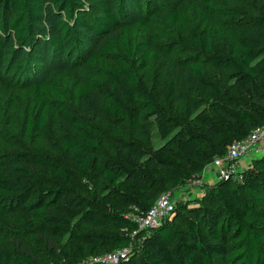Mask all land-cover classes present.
Wrapping results in <instances>:
<instances>
[{
	"label": "trees",
	"instance_id": "16d2710c",
	"mask_svg": "<svg viewBox=\"0 0 264 264\" xmlns=\"http://www.w3.org/2000/svg\"><path fill=\"white\" fill-rule=\"evenodd\" d=\"M45 1L59 15L48 40L55 49L75 32L105 37L119 25L106 2ZM200 1L201 25L172 10L167 20L177 33L169 34L167 43L146 37L134 44L123 30L102 45L105 58L88 59L86 75L74 77L71 88L41 75L27 78L32 111L25 134L40 133L52 143L51 151L24 145L9 156L0 152V199L23 207V231L41 247L45 264H81L129 246L137 228L132 215L147 213L169 190L200 179L231 145L264 128V15L246 24H217L210 2ZM42 2L0 0V60L12 42L35 56V45L42 44L36 37ZM92 9L104 16L93 17ZM175 50L197 54L216 74L193 62L177 80L169 73L162 89L148 91L138 71ZM231 81L245 97L228 85ZM173 103L184 104L183 119L170 114ZM106 116L114 121L103 124ZM51 117L61 121L55 142ZM151 119L165 141L158 149L149 131L139 130ZM121 123L139 130L137 137L126 139ZM104 142L112 153L102 159ZM5 217L1 209L0 222ZM186 217L180 228L176 222ZM142 236L122 264H264V150L241 169L240 179L219 180L210 199L194 207L181 204L174 221ZM0 264L44 263L12 237L0 242Z\"/></svg>",
	"mask_w": 264,
	"mask_h": 264
},
{
	"label": "rangeland",
	"instance_id": "374dc122",
	"mask_svg": "<svg viewBox=\"0 0 264 264\" xmlns=\"http://www.w3.org/2000/svg\"><path fill=\"white\" fill-rule=\"evenodd\" d=\"M108 3L115 14L119 25L105 37L96 36L86 30L78 34L75 32L71 40L63 43L61 49H55L48 42L54 36V22L59 15L53 10L50 3L43 0L41 20L37 24L36 37L42 41L40 46H36L35 56L33 50L19 46L15 42L9 43L2 51L0 60V152L3 156H9L12 152L18 151L22 146H31L41 152L51 151V142L46 141L40 133L27 136L25 134V119L31 114V101L26 91V80L28 77L36 78L41 75L42 80L51 81L59 84L64 89L72 87L74 77L85 76V64L92 56L101 59L105 58L102 54V45L116 38L123 30H127V38L134 44L144 42L149 37L154 42L167 43L169 34H176V26H172L168 20V14L172 10L181 11L187 17V21L192 25H201L202 16L200 14V0H98ZM210 2L213 11L218 17L215 22L234 26L238 24L250 23L254 18L264 15V0H237L233 4H228L226 0H207ZM85 3V2H83ZM87 6V4L85 3ZM88 12H90L89 9ZM123 10V12H122ZM93 17H103L104 14L97 9H92ZM83 13V12H80ZM222 13L226 16L220 17ZM89 19V18H88ZM90 20V19H89ZM76 31V30H75ZM80 31V30H79ZM96 59V60H97ZM203 63L210 71L216 74L204 60L194 53H186L175 50L166 58L138 71L141 84L148 90L162 89L165 84V76L173 74L177 80L181 70L190 63ZM93 65L92 63H89ZM96 67L98 65L94 63ZM237 94L245 97L243 90L231 81ZM170 114L183 119L185 115L184 104L173 103L169 108ZM114 121L111 116H106L104 122ZM61 126V121L57 117H51L49 128L53 136V142L58 138L57 132ZM121 127L126 139H135L139 130L149 131L153 147L158 149L165 141L161 139L155 120L151 119L148 123H143L139 130L133 129L128 123H121ZM262 151H252L247 156L240 159V169L248 166L255 158L259 157L264 150V141L257 145ZM112 153L108 142L101 144L100 157L104 159ZM244 170V169H243ZM219 181L218 173L212 166L204 172L200 179H195L186 187L178 190H169L165 195L168 196L177 207L181 204L194 207L202 204L206 199H210V190ZM29 184V183H28ZM216 205L217 201L212 200ZM4 209L6 217L0 222V242L7 238L22 239L27 244L32 254L42 263H47L48 258L34 242L30 241L23 231L24 218L23 207L13 206L4 203L0 199V210ZM176 215L172 219L174 221ZM182 218L176 224L184 228L187 223ZM22 229V230H21ZM137 245V244H136ZM134 246L136 248L137 246ZM136 251V250H135ZM90 258L81 264H89Z\"/></svg>",
	"mask_w": 264,
	"mask_h": 264
},
{
	"label": "built area",
	"instance_id": "2783aa9c",
	"mask_svg": "<svg viewBox=\"0 0 264 264\" xmlns=\"http://www.w3.org/2000/svg\"><path fill=\"white\" fill-rule=\"evenodd\" d=\"M264 141V128L255 130L252 134L241 142H236L228 148L227 155L223 158H216L214 162L206 168L205 172L214 167L218 173L219 180L241 178L239 161L257 149V145ZM176 204L165 194L162 195L154 206L145 214H134L132 221L137 226L136 230L130 234L131 242L129 246L113 253L92 257L89 264H122L128 260L134 246L141 245L145 237L143 232H148L158 228L167 222H171L176 215Z\"/></svg>",
	"mask_w": 264,
	"mask_h": 264
},
{
	"label": "crops",
	"instance_id": "0c3cea01",
	"mask_svg": "<svg viewBox=\"0 0 264 264\" xmlns=\"http://www.w3.org/2000/svg\"><path fill=\"white\" fill-rule=\"evenodd\" d=\"M256 151H262V149H259V148H257V149H256ZM249 155L251 156V158H253V156H252L251 154H249ZM254 158H256V157H254ZM250 164H251V163H250ZM250 164H249V165H250ZM249 165H248V166H246V167H245V168H243V169H247V168L249 167Z\"/></svg>",
	"mask_w": 264,
	"mask_h": 264
}]
</instances>
